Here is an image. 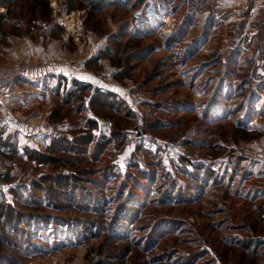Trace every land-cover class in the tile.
Segmentation results:
<instances>
[{
    "label": "rangeland",
    "instance_id": "obj_1",
    "mask_svg": "<svg viewBox=\"0 0 264 264\" xmlns=\"http://www.w3.org/2000/svg\"><path fill=\"white\" fill-rule=\"evenodd\" d=\"M41 4L0 0V69L26 76L0 99V208L25 215L0 264H264V0Z\"/></svg>",
    "mask_w": 264,
    "mask_h": 264
},
{
    "label": "trees",
    "instance_id": "obj_2",
    "mask_svg": "<svg viewBox=\"0 0 264 264\" xmlns=\"http://www.w3.org/2000/svg\"><path fill=\"white\" fill-rule=\"evenodd\" d=\"M37 3V6L42 5L41 2L43 0H34ZM36 6V7H37ZM7 17L4 14H0V20H5ZM3 32V28L0 27V34ZM75 90H71L67 94L68 101L66 103H70L69 101L71 99H74L77 97V94L82 93L83 91L86 92L88 89H91V85H84L80 86L82 84L78 82H74ZM80 86V87H79ZM81 88V90H79ZM114 98L113 94L111 93H105L101 91L100 89H97L95 94L92 95L90 98V105L91 107H100V108H113L115 107V102H111ZM97 126V122L93 123ZM94 142V136L93 134L84 135L82 138H75L72 141H66L64 139L62 140H56L54 141V144L48 147V153H42V152H34L32 154L31 160L37 161L40 164H52L54 166H58L60 163V159L56 157V153L60 152L61 150H70L78 151L82 149V146L90 145ZM67 144V147L64 145ZM72 179H77L76 175H60L58 177L49 176L44 179V182L48 183L50 186L56 185L60 189H67L69 190L71 188V185H74ZM37 189H42L41 185H37ZM25 218L24 213L21 212V210L17 209L16 207H13L12 205H8V207H2L0 208V243H4V239L8 233V228L16 229L15 223H21L23 219ZM10 229V230H11ZM245 249H251L250 242L244 243ZM256 252V251H253ZM99 264H104L103 262H100Z\"/></svg>",
    "mask_w": 264,
    "mask_h": 264
},
{
    "label": "built area",
    "instance_id": "obj_3",
    "mask_svg": "<svg viewBox=\"0 0 264 264\" xmlns=\"http://www.w3.org/2000/svg\"><path fill=\"white\" fill-rule=\"evenodd\" d=\"M26 79L24 70L21 67H9L0 69V99L6 94L13 92L17 83ZM264 163V154L261 158Z\"/></svg>",
    "mask_w": 264,
    "mask_h": 264
},
{
    "label": "water",
    "instance_id": "obj_4",
    "mask_svg": "<svg viewBox=\"0 0 264 264\" xmlns=\"http://www.w3.org/2000/svg\"><path fill=\"white\" fill-rule=\"evenodd\" d=\"M132 133H135L137 134V138H143V137H149V134L143 130L142 128L140 127H137L135 129L132 130Z\"/></svg>",
    "mask_w": 264,
    "mask_h": 264
}]
</instances>
